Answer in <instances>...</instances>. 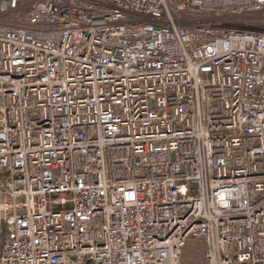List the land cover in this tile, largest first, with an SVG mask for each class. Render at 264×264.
Returning <instances> with one entry per match:
<instances>
[{
    "label": "built area",
    "instance_id": "2783aa9c",
    "mask_svg": "<svg viewBox=\"0 0 264 264\" xmlns=\"http://www.w3.org/2000/svg\"><path fill=\"white\" fill-rule=\"evenodd\" d=\"M264 0H0V264H264Z\"/></svg>",
    "mask_w": 264,
    "mask_h": 264
},
{
    "label": "rangeland",
    "instance_id": "374dc122",
    "mask_svg": "<svg viewBox=\"0 0 264 264\" xmlns=\"http://www.w3.org/2000/svg\"><path fill=\"white\" fill-rule=\"evenodd\" d=\"M245 19L264 26V12L250 13L245 16ZM182 264H202V256L200 253L195 254L189 248H186L184 250Z\"/></svg>",
    "mask_w": 264,
    "mask_h": 264
}]
</instances>
